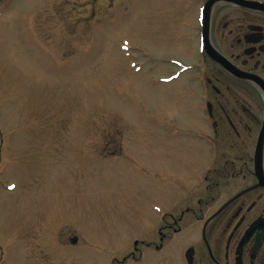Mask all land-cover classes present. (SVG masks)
<instances>
[{"label":"rangeland","instance_id":"374dc122","mask_svg":"<svg viewBox=\"0 0 264 264\" xmlns=\"http://www.w3.org/2000/svg\"><path fill=\"white\" fill-rule=\"evenodd\" d=\"M175 3L0 0V264H111L182 204L188 103L149 58L196 61ZM158 114L177 124L162 133ZM64 226L93 247L60 245Z\"/></svg>","mask_w":264,"mask_h":264},{"label":"flooded vegetation","instance_id":"af4514ba","mask_svg":"<svg viewBox=\"0 0 264 264\" xmlns=\"http://www.w3.org/2000/svg\"><path fill=\"white\" fill-rule=\"evenodd\" d=\"M209 1L175 0L170 9L191 19L174 38L196 61L168 56L155 65L149 55L153 79L186 98L175 130L197 167L184 172L182 204L153 228L130 229L111 264H264V6L216 0L207 15ZM157 116L162 133L177 124ZM54 234L64 247H93L73 227Z\"/></svg>","mask_w":264,"mask_h":264},{"label":"water","instance_id":"95a60500","mask_svg":"<svg viewBox=\"0 0 264 264\" xmlns=\"http://www.w3.org/2000/svg\"><path fill=\"white\" fill-rule=\"evenodd\" d=\"M214 1H216V0H210L209 1V3L207 4V6H206V13H207V15L209 14V12H210V4H212ZM237 2H243V3H249V4H251V5H257V6H264V4H262V3H259V2H254V1H245V0H237ZM206 22H207V20H206ZM209 53H210V51H208Z\"/></svg>","mask_w":264,"mask_h":264}]
</instances>
